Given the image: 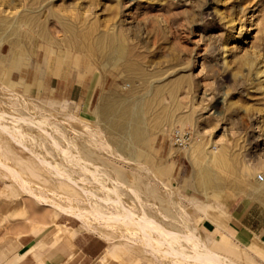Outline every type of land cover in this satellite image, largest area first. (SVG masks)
Segmentation results:
<instances>
[{"label":"rangeland","instance_id":"rangeland-1","mask_svg":"<svg viewBox=\"0 0 264 264\" xmlns=\"http://www.w3.org/2000/svg\"><path fill=\"white\" fill-rule=\"evenodd\" d=\"M112 36L125 54L108 59L97 45L100 40L108 45ZM94 88L99 94L89 110L83 96ZM23 103L34 108L26 110ZM1 104L12 123L10 113L18 110L26 118L47 121L37 128L23 125L28 148L0 131V144L11 150L2 160L40 164L51 178L47 186L59 193L63 184L35 154L43 153L55 165L62 162L57 146L78 147L102 178L112 184L117 179L125 206L136 215L147 214L169 232L195 231L202 240H213L209 245L216 251L222 252L217 246L226 241L239 264H264V243L239 239L227 201L258 206L264 223V187L257 190L263 182L258 176L264 175V0H0ZM175 127L193 131L188 148L171 144ZM137 149L143 157L131 156ZM215 155H224L230 167L214 163ZM177 160L183 169L175 168ZM195 161L224 178V185L210 188V197L199 187L205 172L195 173ZM84 175L79 182L84 190L73 186L81 196L78 204L90 206L83 193L88 189L93 201L104 204L105 189ZM18 185L0 165V230L6 235L63 215L61 220L104 237L111 250L108 260L178 264L147 247L138 231L120 223L122 230L115 224L99 227L100 233L85 229L79 218L39 202ZM206 223L211 231L204 229ZM216 224L222 236L215 233ZM125 234H133L131 245ZM177 246L183 254L193 250L183 239ZM182 259L179 264L194 263Z\"/></svg>","mask_w":264,"mask_h":264},{"label":"bare ground","instance_id":"bare-ground-1","mask_svg":"<svg viewBox=\"0 0 264 264\" xmlns=\"http://www.w3.org/2000/svg\"><path fill=\"white\" fill-rule=\"evenodd\" d=\"M113 37L114 36H112V38L110 39V42L108 45L103 44L101 40L98 41V45H97L98 46L97 49H98V52L100 53V55H102L103 57H106L108 59H111L116 55L124 56L123 54H125V48L122 46L123 44L120 41H118L117 38H113ZM119 58H121V57H119ZM23 102L26 103V101H23ZM24 103H23V107L25 106L26 110L27 109L29 110L30 106L28 107V106H26L27 104L24 105ZM0 106L2 107V104ZM30 108H32V107H30ZM18 111H16L17 113L16 112L10 113V114H13V122L14 123H12V120L10 122L11 118L9 116H8L9 118L7 117V115L9 113L5 112L3 109L2 110L0 109V131L5 132L9 137L16 140L19 144H24V146L26 148H28L24 142L28 133L26 134L25 133L26 131L25 132L23 131V129H24L23 125H25V124H27L28 126L33 125V126H36V128H37L38 126L41 127V123H47V121L44 118L43 119H39L36 117L26 118L23 115H20V113H18ZM6 117L9 120L10 124H8V121H5ZM11 117H12V115H11ZM25 130H26V128H25ZM46 132H47V135L50 136V138H51V143L54 144L56 142L54 137L52 136V134L50 132H48V131H46ZM99 145H100V148L104 147L102 144H99ZM119 145H120L121 149L125 148V144L123 142L120 143ZM75 148L74 149H72L71 147L64 148V147H61L60 145L57 146L56 149H58V151L60 152L62 162L60 164L58 163L55 165H54V163H51L48 160V158L43 156V153H42V155H40L37 152L35 154L39 158V163H41L42 165L47 164L48 165L47 170L50 172V174L52 176L58 177V179H56V180L60 181L63 184V187L59 193H57L55 190H53L52 188H49L47 186V184L51 180V178H48L46 175H44L42 173L43 167L40 164H37V163L30 164V163H22V162L20 163L19 161H15V163L12 164L9 161L2 160V156H9L11 154V150L9 149V147H3L1 144H0V156H1L0 165L3 166L7 170L8 174L10 175L12 180L14 182L18 183L25 192H27L29 195L35 197L41 203H44L46 205H48V204L52 205L54 208L58 209L59 211H61L63 213L71 214V215L79 218L83 223V228H85V229H90V230H93L95 232H99V230H98L99 227L103 226L106 228H110V226L114 225V224L119 229H121V227H119V225H117L120 223V226H125L126 228H130L132 230H135L136 232L138 231L137 233L141 234L144 237V238L142 237L143 241L148 242L147 247L149 246L153 250L160 252L161 255H163L164 259H166V258L168 259V257H169L172 263H174L173 261H175L179 264L178 261H180V263H181V260H183L182 258L186 257L189 259H194V263H196V264H239L230 256V255H235V253L231 250V248L229 247L230 244H228L226 241L222 242L219 246H217L221 249L222 252L216 251V249L212 248L209 245V243L213 244V242H212L213 240H211V241L209 239L208 240H202L201 237L199 238L197 235H195L196 234L195 231H194V233H195L194 234L193 231L190 230L192 232L189 231L186 235H183V234L181 235V233L180 234L175 233V231L169 232V231H167V228L165 229L164 226L161 227L159 224H157V222L153 218H150V216L148 217L147 214H145V213L140 214V212H139L140 215H136L135 212L132 211L133 209H131V208L129 209V207L127 208L125 206L124 201H123L125 195L121 191L120 186L117 184V179L116 180L114 179L115 182H114V184H112L111 179L108 178L109 180L108 179L105 180L106 178L105 179H104V177L102 178V176L100 175V171L98 169H96L97 167L95 168V165L92 164L93 167H91V168L89 167V158H87L85 155H83L78 147H75ZM198 149H199V145H198ZM198 151H200V150H198ZM123 152H124V150H123ZM200 153H201V151H200ZM46 154H47V152H46ZM143 155H144V153L142 152V149H139V150L137 149V151L136 150L132 151L131 156L132 157H143ZM215 156H217V155H215ZM223 157H224V155L223 156L220 155V156H217V159H215L216 157L213 158L214 163L216 161V164H218L217 162H219V165L221 163V164L225 165V167H230L231 164L230 163L228 164V162L225 161L226 158H223ZM16 158H18V157H16ZM213 161L211 160V162H213ZM228 161H229V159H228ZM242 162H244V161H242ZM237 165H238V163H237ZM193 166H194V171L196 174L200 173L201 171L205 172L204 176L201 179V182L199 183V187H201L203 192H205L208 195V197H210L209 196L210 195L209 194L210 188L211 189L214 187L218 188V187L224 185V182H223L224 178L222 179L221 177H219L218 174L216 172H214L208 166L202 165L198 161L193 162ZM240 170L245 171V168L240 169ZM248 170L249 169L247 167V171ZM71 171H74V174ZM80 171L83 172L84 174L91 175L93 177V179L95 180V182L101 184V186L105 189L104 190L105 194L102 196L104 204L99 203L100 202L99 200H98L99 202L93 201L90 197H92L93 195L95 196V194L92 191H90L89 189H88L89 190L88 191L87 188L85 189L87 191H85V192L83 191V193L86 194L87 202L89 203L90 206L83 208V205L80 206L78 204L77 201L80 200L81 196L78 194V192L76 190H74L75 188L73 186L81 187L80 186V184H81L80 180L81 181L84 180L82 178V175H84V174H82V175L80 174L81 175L80 176L78 174ZM243 171L241 173L243 176H245L247 173L243 174ZM250 171H251V169H250ZM25 174L27 176H25ZM239 175H240V172H239ZM246 176H245V178L248 177V176L247 177ZM240 177H241V175H240ZM241 178L243 179V177H241ZM254 179H255V177H254ZM256 179H258V178H256ZM85 180H87V179L85 178ZM260 181H258V182H260ZM262 181L263 182H260V184L257 186V190H260V188H261L260 186H262V188L264 187V178ZM79 182H80V184H79ZM120 183H122V182H120ZM123 185H124V183L121 186L123 187ZM228 185H229V183H228ZM232 185L236 186V184H232ZM230 187H232V186H230ZM81 188H83V190H84L85 187H81ZM44 189H46L50 193H53V192L57 193V195H56L57 198H53V197L49 196L46 193V191H44ZM129 189H131V188H129ZM131 190L136 195V198L139 201H143V199H141L140 194L137 193V190H135V189H131ZM248 191H249V189H248ZM90 195H92V196H90ZM250 196H252V195H250ZM82 199H84V197ZM95 199H96V197H95ZM257 199H258V197H257ZM257 199H255V200H257ZM61 200L64 202H62ZM87 202H85V203H87ZM121 223H122V225H121ZM216 225H217V227H216L217 229H216L215 233L222 236L223 233L220 232V230L218 228L219 227L218 224H216ZM125 227H124V229H125ZM170 229L171 228H169V230ZM118 231L121 232L120 230H118ZM125 235H124V238H126L128 240L126 245H131L130 240H131V238H132L131 236L133 234H131V235L129 234L131 238L127 237V235L126 236ZM141 235L139 236L140 239H141ZM107 236L109 237L110 235L107 234ZM136 236L133 239H135ZM133 239H132V241H134ZM181 239L186 240L190 244L191 248H193L192 252H191V250H189V252H187V254H183L182 252H180L177 245H179V242ZM135 241H137V239ZM137 242H140V240ZM252 245H255V244H252ZM117 247L118 246L114 245L113 248H117ZM152 253L154 254V252H152ZM117 254H118V252H117ZM157 256H159V255L156 254V257ZM166 256H168V257H166ZM163 258L161 257V259H163ZM171 258L173 259V261ZM184 261H183V263H184ZM194 263H191V264H194Z\"/></svg>","mask_w":264,"mask_h":264},{"label":"crops","instance_id":"crops-1","mask_svg":"<svg viewBox=\"0 0 264 264\" xmlns=\"http://www.w3.org/2000/svg\"><path fill=\"white\" fill-rule=\"evenodd\" d=\"M20 80L28 82L26 75H22ZM98 94L96 88L86 92L83 96L84 108L90 110ZM175 168L183 169L179 160L175 161ZM227 201L239 239L264 243V223L257 217L260 216V208L244 200L230 198ZM2 216L4 212L0 209V219ZM62 216L54 223L32 226L17 236L6 235L1 229L0 264H119L108 260L111 250L104 237L82 230L69 220H61ZM204 229L211 231L207 223Z\"/></svg>","mask_w":264,"mask_h":264},{"label":"built area","instance_id":"built-area-1","mask_svg":"<svg viewBox=\"0 0 264 264\" xmlns=\"http://www.w3.org/2000/svg\"><path fill=\"white\" fill-rule=\"evenodd\" d=\"M169 139L173 146L178 148H188L194 140V133L187 128L175 127L171 130ZM258 177L260 180H263L264 178L261 174Z\"/></svg>","mask_w":264,"mask_h":264}]
</instances>
